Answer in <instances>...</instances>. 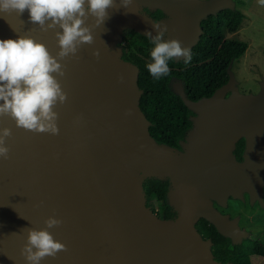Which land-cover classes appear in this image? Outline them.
I'll list each match as a JSON object with an SVG mask.
<instances>
[{
  "label": "water",
  "instance_id": "obj_1",
  "mask_svg": "<svg viewBox=\"0 0 264 264\" xmlns=\"http://www.w3.org/2000/svg\"><path fill=\"white\" fill-rule=\"evenodd\" d=\"M116 4L102 25L87 21L94 42L83 45L77 58L60 61L65 75L57 78L68 96L54 109L59 134L34 133L0 117V129L13 133L6 141L9 158L0 157V264H27L21 255L26 228L46 227L51 215L63 220L49 231L67 251L41 264H234L216 259L213 240L196 224L205 218L240 244L250 232L215 203L227 207L231 197L249 194L264 205V78L257 93L241 92L231 62L229 80L198 100L187 96L182 81H173V90L194 111L193 127L181 147H173L151 135L140 106V68L123 58L117 43L127 29L153 38V25L167 24L165 39L179 37L192 52L202 21L236 9V1L132 0L127 9L120 0ZM145 8L160 9L168 18L156 20ZM56 30L41 31L27 9L0 12V39L30 34L55 55ZM97 49L99 59L93 55ZM242 138L240 160L235 149ZM149 177L171 181L174 218L161 217L147 204Z\"/></svg>",
  "mask_w": 264,
  "mask_h": 264
},
{
  "label": "clouds",
  "instance_id": "obj_2",
  "mask_svg": "<svg viewBox=\"0 0 264 264\" xmlns=\"http://www.w3.org/2000/svg\"><path fill=\"white\" fill-rule=\"evenodd\" d=\"M131 3L132 0H120V7L127 9ZM110 8H117L116 0H0V12L23 14L27 9L30 21L41 31L58 29L55 36L59 47L53 55L44 42L30 34L0 39V117L8 116L16 127L34 133L59 134V113L54 109L58 103L64 104L68 96L57 78L65 75L66 65L60 61L77 58L83 45L94 42L92 27L87 21L94 18L95 26L102 25ZM153 28L157 34L152 40V62L147 64V69L159 80L169 73L170 60L183 57L189 63L192 56L190 47L179 37L165 39L167 24H154ZM93 55L99 59V49ZM124 79L121 74L120 82ZM12 134L9 127L0 129V157L4 159L9 158L10 147L6 141ZM62 223L61 218L51 215L44 221L46 227L26 228L28 234L21 255L27 264H41L46 257L67 251L66 244L54 239L49 231Z\"/></svg>",
  "mask_w": 264,
  "mask_h": 264
},
{
  "label": "trees",
  "instance_id": "obj_3",
  "mask_svg": "<svg viewBox=\"0 0 264 264\" xmlns=\"http://www.w3.org/2000/svg\"><path fill=\"white\" fill-rule=\"evenodd\" d=\"M236 9H224L209 15L202 21L203 33L193 47L189 63L184 59L170 60V71L159 80L154 79L147 69L151 63L150 52L154 47L153 38L133 29L124 32L123 58L134 62L140 68L139 85L144 90L140 100L141 109L151 121L150 133L158 143L181 147L180 141L193 127L191 110L182 97L172 88V82H183L187 96L198 100L212 95L217 88L229 80L228 67L231 62L239 60L248 48L242 39L227 38L226 31L234 33L241 28L246 17L240 5L244 0H235ZM150 14H155L146 9ZM162 12H158V16ZM157 15V13H156ZM246 140L238 141L235 153L243 159ZM171 181L156 177L146 178L144 189L147 204L163 218H174L176 211L168 203V190ZM205 238L213 240L212 250L217 260L224 263L252 264V256H264V245L256 239H247L241 244H234L229 237L221 234L216 226L205 218L196 224Z\"/></svg>",
  "mask_w": 264,
  "mask_h": 264
},
{
  "label": "rangeland",
  "instance_id": "obj_4",
  "mask_svg": "<svg viewBox=\"0 0 264 264\" xmlns=\"http://www.w3.org/2000/svg\"><path fill=\"white\" fill-rule=\"evenodd\" d=\"M240 7L246 14L241 28L234 33L226 31V37L245 40L248 48L239 60L232 63V70L242 92H258L260 88H257L264 78V0H244ZM124 44L123 37L117 46L123 48ZM218 207L222 208L219 204ZM227 207H223L227 212L232 209L245 211L242 224L255 230L264 245V208L256 206L250 209L249 205L244 207L243 202L233 197L229 199ZM252 264H264V256L253 255Z\"/></svg>",
  "mask_w": 264,
  "mask_h": 264
},
{
  "label": "flooded vegetation",
  "instance_id": "obj_5",
  "mask_svg": "<svg viewBox=\"0 0 264 264\" xmlns=\"http://www.w3.org/2000/svg\"><path fill=\"white\" fill-rule=\"evenodd\" d=\"M146 9H148V8H145V10ZM147 11V10H146ZM153 12H156L157 13V15H156V13L155 14H150L148 11H147V13H149L154 19H156V20H160V19H162V18H168V15H166L162 10H160V9H158V10H155V11H153ZM158 12H162L159 16H158ZM240 86V85H239ZM260 87L258 86V88L257 89H259ZM241 91V90H240ZM242 92V91H241ZM245 93V92H244ZM254 93H257V92H254ZM242 160V159H241ZM235 200H240L241 202H243L244 203V207H246L247 205H249L250 206V209H252V207L254 208V207H256V206H259V207H262V208H264V205H262V202L260 201V200H256L255 202H252V200H251V198H250V195L249 194H245V198L244 199H235ZM263 200H264V188H263ZM216 205H217V207H218V203H215ZM247 204V205H246ZM219 208V207H218ZM226 208H228V207H226ZM223 213H227V214H230V217L231 218H235V217H239V225H240V227L241 228H243V229H245V230H248L249 232H250V235L248 236V237H246V238H244L243 239V241L241 242V243H243L245 240H247V239H250V238H252V239H256V240H259V241H261V237L260 236H257V232L255 231V230H253V229H251L250 227H248V226H246V225H243L242 224V219H243V215L245 214V211L243 210V209H241V210H234V209H232V210H230L229 212H227V211H225L224 209H223V207L222 208H219ZM262 242V241H261ZM240 243V244H241Z\"/></svg>",
  "mask_w": 264,
  "mask_h": 264
},
{
  "label": "built area",
  "instance_id": "obj_6",
  "mask_svg": "<svg viewBox=\"0 0 264 264\" xmlns=\"http://www.w3.org/2000/svg\"><path fill=\"white\" fill-rule=\"evenodd\" d=\"M154 211H155L157 214H159V213H158V208L154 209Z\"/></svg>",
  "mask_w": 264,
  "mask_h": 264
}]
</instances>
